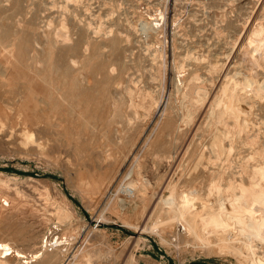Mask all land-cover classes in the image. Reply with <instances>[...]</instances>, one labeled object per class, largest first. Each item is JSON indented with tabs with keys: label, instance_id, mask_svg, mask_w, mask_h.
<instances>
[{
	"label": "rangeland",
	"instance_id": "rangeland-1",
	"mask_svg": "<svg viewBox=\"0 0 264 264\" xmlns=\"http://www.w3.org/2000/svg\"><path fill=\"white\" fill-rule=\"evenodd\" d=\"M254 175L264 0H0V246L57 238L52 264H244L177 200L206 197L210 176L212 200L234 198ZM257 227L243 225L253 242ZM15 251L0 264H27Z\"/></svg>",
	"mask_w": 264,
	"mask_h": 264
},
{
	"label": "bare ground",
	"instance_id": "bare-ground-1",
	"mask_svg": "<svg viewBox=\"0 0 264 264\" xmlns=\"http://www.w3.org/2000/svg\"><path fill=\"white\" fill-rule=\"evenodd\" d=\"M74 1V0H73ZM161 14V13H160ZM162 16V15H161ZM152 21H145L144 25H146V29L148 28V24L150 25ZM5 27V26H4ZM7 27V26H6ZM88 27V26H87ZM7 30V29H6ZM10 29H8L9 31ZM11 31V30H10ZM5 32V30H4ZM261 32V27L253 26L250 31L248 38L250 40H255L258 38ZM9 33V32H8ZM59 33V32H57ZM2 34V33H1ZM11 34V33H10ZM6 35V33H4ZM8 35V34H7ZM116 42L112 40L111 47L115 48ZM78 46V43L73 45L71 47L72 50H75ZM80 47V46H79ZM79 51V50H78ZM62 60L64 62V70L65 73L70 71L69 67V60H66V55L64 54L62 57ZM63 65V64H62ZM60 65H58L59 67ZM101 65H98V69L101 68ZM55 67V66H54ZM57 67V66H56ZM175 67V66H174ZM61 68V66H60ZM53 69V68H52ZM183 70V69H182ZM52 71V70H51ZM57 71V69H56ZM55 71V72H56ZM180 71V70H179ZM53 73V71H52ZM63 73V72H62ZM93 75V73H92ZM197 78V77H196ZM29 79V78H28ZM33 79V78H32ZM96 79V78H95ZM32 82V81H31ZM34 82V80H33ZM92 82V81H91ZM193 82V81H192ZM26 83V82H25ZM77 83V82H76ZM63 84V83H61ZM91 84V83H90ZM78 85V84H77ZM17 86V85H16ZM31 86V85H30ZM49 86V85H48ZM83 86V85H82ZM91 86V85H90ZM88 87V85H87ZM36 88V87H35ZM58 88V87H57ZM56 88V89H57ZM74 88V87H73ZM78 88V87H77ZM82 88V87H81ZM90 88V87H88ZM93 88V87H92ZM95 88V87H94ZM129 88V87H128ZM15 89V88H14ZM21 88H19L20 91ZM25 89V88H24ZM29 89V87H28ZM31 89V88H30ZM96 89V88H95ZM107 89V88H106ZM194 89V88H193ZM37 90V89H36ZM36 90L34 92H36ZM78 90V89H77ZM80 90V87H79ZM18 91V90H16ZM77 92V91H76ZM30 93V92H29ZM33 93V92H32ZM49 93V92H48ZM64 93V92H63ZM69 93V92H68ZM199 93V92H198ZM197 93V94H198ZM28 94V93H27ZM40 94V93H38ZM52 94V93H51ZM130 94V93H129ZM50 95V94H49ZM34 96V95H33ZM36 96V95H35ZM40 96V95H39ZM38 96V97H39ZM64 96V94H63ZM74 96V95H73ZM206 96V95H205ZM37 97V96H36ZM65 97V96H64ZM46 98V97H45ZM56 98V97H55ZM53 98V99H55ZM73 98V97H72ZM75 98V97H74ZM115 98V97H114ZM153 98V97H152ZM128 99V98H127ZM126 99V100H127ZM146 99V98H145ZM29 99L20 98L16 99V93L14 90V103L16 104V112L18 113H25L22 110H25L29 108L28 106L31 104ZM48 100V99H47ZM59 100V99H58ZM65 100V99H64ZM67 100V99H66ZM75 100V99H74ZM83 100V99H82ZM60 101V100H59ZM148 101V100H147ZM208 101V99H207ZM56 102V101H55ZM66 102V101H65ZM121 102V101H119ZM127 102V101H126ZM53 103V102H51ZM57 103V102H56ZM59 103V102H58ZM62 103V101H61ZM64 103V102H63ZM112 103V102H111ZM60 105V104H58ZM69 105V104H68ZM128 105V104H127ZM33 106V105H31ZM52 106V105H51ZM54 103V107H55ZM114 106V105H113ZM50 107V105H49ZM70 109L71 107L66 106V108ZM159 107V106H157ZM53 109V108H52ZM73 110V109H72ZM71 110V111H72ZM136 110V109H135ZM50 111V109H49ZM56 111V110H55ZM67 111V110H66ZM223 111V110H222ZM230 111V110H229ZM232 111V110H231ZM49 114V113H48ZM72 114V113H71ZM76 114V113H75ZM233 114V113H232ZM33 116V115H32ZM73 116V115H72ZM77 116V115H76ZM213 116V115H212ZM49 117V116H48ZM57 117V116H56ZM69 119V117H68ZM74 119V118H73ZM47 121L50 122V119L46 120L43 124V127H47ZM71 123V122H70ZM52 127L57 124H52ZM39 125V124H38ZM38 125H36L38 127ZM210 125V124H209ZM64 126V124H63ZM238 126V125H237ZM229 128V127H228ZM50 129V128H49ZM30 131V130H29ZM44 131V130H43ZM52 132V131H48ZM212 132V131H211ZM30 133V132H28ZM53 133V132H52ZM31 134V133H30ZM57 134V132H56ZM63 134V133H62ZM31 137V136H30ZM41 145V144H40ZM244 170V169H243ZM239 171V170H238ZM246 171V170H245ZM253 172H250L252 174ZM204 178V177H203ZM31 179V178H29ZM194 182H196L194 180ZM197 183V182H196ZM211 185H208L206 188L205 194L207 196L205 197L202 193L195 196L193 199H190L189 201L185 199L179 198L177 200L179 211L183 216H194L190 220L200 218V219H212L213 223V233L220 236V240L222 246H225L226 248H234L239 249V253L242 254L241 259L243 260L244 264H264V176H251L249 179L248 185L246 187H241L239 189H236V185L228 184L229 190L234 193L238 192V196L231 198H222L219 197L218 194L216 196V199L212 200L213 192H217L220 190V186L216 184V182H213L212 176H210V182ZM208 183V184H209ZM237 184V183H236ZM206 185V184H205ZM198 189H201L198 185H196ZM227 188V189H228ZM220 192V191H219ZM235 194V193H234ZM237 194V193H236ZM179 195V194H178ZM175 197V196H174ZM180 197V196H179ZM193 197V196H192ZM204 199H202V198ZM177 198V195L175 199ZM171 199V198H170ZM165 204L170 206L171 203L170 200H164ZM170 202V203H169ZM220 207L222 208V213L220 210ZM170 209V207H169ZM48 211V210H47ZM217 212V213H216ZM50 213V212H48ZM65 209L61 206L55 207V210H52L51 215H57V217L64 215ZM216 213V214H215ZM67 215V212L66 214ZM69 215V214H68ZM216 215V216H215ZM244 215V216H243ZM215 216V217H214ZM64 217V216H63ZM182 217V216H181ZM214 217V218H213ZM60 219V218H59ZM63 220V219H62ZM215 220V223L213 222ZM248 221L250 223L256 224L258 227V231L260 232L261 241L260 242H253V240H249L243 230V225L245 222ZM197 226V225H196ZM200 226V225H199ZM203 226V225H202ZM201 227V226H200ZM189 229V228H188ZM204 231V229H202ZM207 231V230H206ZM255 231V230H254ZM257 232V231H256ZM255 232V233H256ZM201 234V233H199ZM204 234V233H203ZM21 235V234H19ZM23 235V234H22ZM21 235V236H22ZM202 235V234H201ZM206 235V234H205ZM18 236V235H17ZM250 236V234L248 235ZM45 237V236H44ZM203 238V237H202ZM202 240L201 238H199ZM252 239V237H251ZM206 240V239H205ZM43 242V243H42ZM203 242V240H202ZM4 243H6L4 241ZM2 243V244H4ZM41 245L39 248L34 251L25 252L23 250H16V255L18 260L24 259L23 262H26L29 264V262L32 263V261L36 262V264H52L53 262H56L57 259H59V254L61 252V248L59 247V244L61 243L56 238L54 242H50L47 238L41 239ZM206 243V242H205ZM0 246V253L6 254V251H14L12 248V244L2 245ZM50 247V248H49ZM50 250V251H48ZM63 255V254H62ZM4 259V257H3ZM60 260V259H59ZM2 261V260H1ZM22 262V261H21ZM30 263V264H31ZM59 263V262H58Z\"/></svg>",
	"mask_w": 264,
	"mask_h": 264
}]
</instances>
